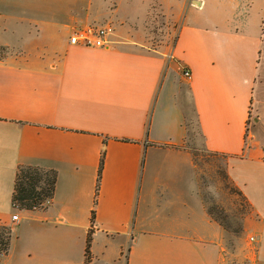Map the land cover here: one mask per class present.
<instances>
[{"label":"crops","instance_id":"obj_1","mask_svg":"<svg viewBox=\"0 0 264 264\" xmlns=\"http://www.w3.org/2000/svg\"><path fill=\"white\" fill-rule=\"evenodd\" d=\"M161 14L175 41L146 51ZM104 23L108 50L68 44ZM200 150L225 160L264 264V0H0V224L20 218L0 264H224ZM19 167L56 172L48 206L13 207Z\"/></svg>","mask_w":264,"mask_h":264},{"label":"rangeland","instance_id":"obj_2","mask_svg":"<svg viewBox=\"0 0 264 264\" xmlns=\"http://www.w3.org/2000/svg\"><path fill=\"white\" fill-rule=\"evenodd\" d=\"M153 18L152 23L147 26V44L143 45V49L150 52L157 51L162 46H172L179 24L177 15L167 18L161 14ZM95 25L107 26L110 36L112 35L109 23ZM192 153L203 200L212 217L224 230L226 250L224 264H252V259L255 258L252 253L255 242H249V237L254 236L246 234L243 229L251 210L237 193L238 190L230 183L225 160L203 150ZM13 232L15 231H12V234Z\"/></svg>","mask_w":264,"mask_h":264},{"label":"trees","instance_id":"obj_3","mask_svg":"<svg viewBox=\"0 0 264 264\" xmlns=\"http://www.w3.org/2000/svg\"><path fill=\"white\" fill-rule=\"evenodd\" d=\"M103 157H104V153H102L99 162L98 179H97L98 184L103 167ZM55 184H56L55 171L43 170L36 167H19L15 174L14 189L12 196L13 207H15L18 210H27V211H33L42 208V205L46 201H51L53 199ZM98 184H97V188H98ZM237 193L241 196L239 191H237ZM209 214L211 215L210 212ZM93 219H94V211L91 212V221H93ZM11 241H12V231L7 226L0 224V257L8 254L11 246ZM90 245H91V235L90 233H88V236L86 238V246H85V263H88L90 260V255H89Z\"/></svg>","mask_w":264,"mask_h":264},{"label":"built area","instance_id":"obj_4","mask_svg":"<svg viewBox=\"0 0 264 264\" xmlns=\"http://www.w3.org/2000/svg\"><path fill=\"white\" fill-rule=\"evenodd\" d=\"M68 44L72 47H81L88 49L108 50L111 48L110 30L107 26L86 25L83 27H75L68 38ZM182 76L190 79L188 70H183ZM51 201H46L42 207H46ZM20 218L17 215L11 216V224L8 228L11 231L17 230ZM249 242H255L254 237H249Z\"/></svg>","mask_w":264,"mask_h":264}]
</instances>
